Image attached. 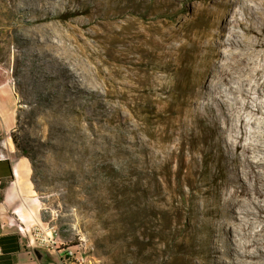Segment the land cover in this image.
Instances as JSON below:
<instances>
[{
  "label": "rangeland",
  "instance_id": "obj_1",
  "mask_svg": "<svg viewBox=\"0 0 264 264\" xmlns=\"http://www.w3.org/2000/svg\"><path fill=\"white\" fill-rule=\"evenodd\" d=\"M50 1L0 0V77L18 100L10 141L22 156L14 133L31 155L35 190L19 202L28 222L13 208L4 219L57 262L62 253L68 264H217L211 225L190 224L225 162L198 93L223 61V21L240 5ZM179 136L191 164L173 161L169 178L157 164Z\"/></svg>",
  "mask_w": 264,
  "mask_h": 264
},
{
  "label": "bare ground",
  "instance_id": "obj_2",
  "mask_svg": "<svg viewBox=\"0 0 264 264\" xmlns=\"http://www.w3.org/2000/svg\"><path fill=\"white\" fill-rule=\"evenodd\" d=\"M33 1L35 7L42 2ZM234 4L241 9L227 14L217 45L216 56L223 61L216 64L211 82L208 72L202 74L205 87L198 93L201 106L213 118L215 142L224 157V169H215L212 183L215 187L204 192L214 199L194 204L190 224L198 222L200 231L211 225L207 236L214 242L217 264H264V0H235ZM229 95H233L240 109H231ZM185 137L179 136L176 147L158 160V168L163 171L164 167L169 178L179 173L171 170L173 161L180 166L191 164L186 160ZM29 176L28 163L20 160L10 190L22 199L33 197L35 191ZM189 179L183 177L175 188L183 190L182 184ZM157 199L164 204L170 201L164 194ZM17 212L23 223L30 220L22 206ZM252 220L259 224V229L251 227ZM240 239L242 245L237 243ZM221 241L224 248L220 251Z\"/></svg>",
  "mask_w": 264,
  "mask_h": 264
},
{
  "label": "crops",
  "instance_id": "obj_3",
  "mask_svg": "<svg viewBox=\"0 0 264 264\" xmlns=\"http://www.w3.org/2000/svg\"><path fill=\"white\" fill-rule=\"evenodd\" d=\"M17 106L14 88L0 77V264H68L64 254H58L57 262L52 252H45L46 257L40 262L34 253L35 246L28 243L25 232H20L4 219L5 212L11 208L19 217L17 209L21 206L19 202L22 197L10 190L16 180V164L20 160H27L29 168L31 167L28 158L17 156L10 141V133L14 130L17 120Z\"/></svg>",
  "mask_w": 264,
  "mask_h": 264
},
{
  "label": "trees",
  "instance_id": "obj_4",
  "mask_svg": "<svg viewBox=\"0 0 264 264\" xmlns=\"http://www.w3.org/2000/svg\"><path fill=\"white\" fill-rule=\"evenodd\" d=\"M12 138H13V140L15 142V145H16L17 149L21 151L22 156H25V157L31 159V155L29 154V152L27 150H25L23 147H21V145L19 144V142H18V140L16 138V135L14 133H12Z\"/></svg>",
  "mask_w": 264,
  "mask_h": 264
},
{
  "label": "water",
  "instance_id": "obj_5",
  "mask_svg": "<svg viewBox=\"0 0 264 264\" xmlns=\"http://www.w3.org/2000/svg\"><path fill=\"white\" fill-rule=\"evenodd\" d=\"M34 253L36 254L38 260L40 262H43L45 257H46V253L45 251H43L42 249H40L39 247H34Z\"/></svg>",
  "mask_w": 264,
  "mask_h": 264
},
{
  "label": "built area",
  "instance_id": "obj_6",
  "mask_svg": "<svg viewBox=\"0 0 264 264\" xmlns=\"http://www.w3.org/2000/svg\"><path fill=\"white\" fill-rule=\"evenodd\" d=\"M70 253H73V251H70ZM72 264H88V263H84L81 260H79V262H72Z\"/></svg>",
  "mask_w": 264,
  "mask_h": 264
}]
</instances>
